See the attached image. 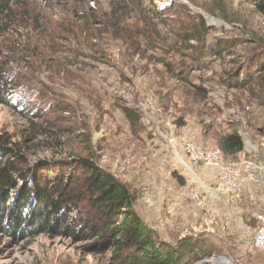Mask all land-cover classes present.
<instances>
[{"label":"rangeland","instance_id":"374dc122","mask_svg":"<svg viewBox=\"0 0 264 264\" xmlns=\"http://www.w3.org/2000/svg\"><path fill=\"white\" fill-rule=\"evenodd\" d=\"M16 3L21 26L7 34L3 53L18 74L16 91L37 90L44 97L24 108L0 106V132L34 164L96 160L132 191L136 211L160 239L181 250V264H264V250L250 245L237 253L221 230L198 232L188 212L183 227L163 219L176 217L175 197L182 193L192 211L194 191L221 188L216 173L206 176L214 170L180 151L185 142L216 148L222 135L237 130L245 159L264 167V104L251 92L261 86L255 81L229 88L223 81L242 66L245 71L244 61L261 50L264 0ZM202 25L204 43H184L186 31ZM219 41L234 47L211 55ZM200 52L203 68L193 67L183 78L167 67L181 65L180 59L194 65ZM127 112L139 121L133 124ZM16 231L0 233V264H110L109 253L88 251L86 241Z\"/></svg>","mask_w":264,"mask_h":264},{"label":"trees","instance_id":"16d2710c","mask_svg":"<svg viewBox=\"0 0 264 264\" xmlns=\"http://www.w3.org/2000/svg\"><path fill=\"white\" fill-rule=\"evenodd\" d=\"M16 5V0H0V106L24 108L44 96L37 90L16 91L18 74L10 68V57L3 53L5 37L21 26ZM206 31L203 25L194 28L193 34L186 31L184 43H204ZM233 47V42L219 41L209 53L221 56ZM192 58L194 65L180 59L181 65L167 67L183 78L191 68L204 66L201 52ZM245 63L246 70L242 71V66L235 73H227L224 84L242 89L256 81L261 90L251 92L264 104V43L259 53L249 56ZM127 116L133 124L139 121L129 112ZM218 147L225 156L235 157L244 151L245 143L235 130L222 135ZM135 201L132 191L93 158L67 157L45 165L34 164L19 143L0 132V233L11 227L17 230L15 235L26 230L34 236L57 233L77 242L86 241L84 248L88 251L109 253L110 264H181V250L160 239L136 211Z\"/></svg>","mask_w":264,"mask_h":264},{"label":"crops","instance_id":"0c3cea01","mask_svg":"<svg viewBox=\"0 0 264 264\" xmlns=\"http://www.w3.org/2000/svg\"><path fill=\"white\" fill-rule=\"evenodd\" d=\"M227 159L239 164L244 171V180L238 194H232L222 188H218L216 191L210 190L209 193L205 190L203 191L204 195L200 194L203 205L197 207L195 204L197 209L193 208L194 210L187 211V198L182 193L180 197H175V206L178 207V212L175 211L173 216L176 217H163V219L168 226L174 220L179 221L180 227H183L185 223L182 221L186 219V212H188L190 220L193 217V222L197 224L195 228L198 229V232L210 234L216 233L215 230H221L223 236L221 239L236 248L237 253L243 254L250 245L253 246L252 241L256 230L254 227L258 225L255 216L264 207V167L248 162L245 159L244 151L235 157H227ZM212 172L206 175L210 174V179L215 174L214 171ZM169 209L171 210V207ZM214 223L218 228L211 227Z\"/></svg>","mask_w":264,"mask_h":264},{"label":"built area","instance_id":"2783aa9c","mask_svg":"<svg viewBox=\"0 0 264 264\" xmlns=\"http://www.w3.org/2000/svg\"><path fill=\"white\" fill-rule=\"evenodd\" d=\"M179 148L192 163L202 164L214 170L222 189L232 194H238L240 192L244 180V171L239 164L228 161L219 147L205 148L189 141L182 144ZM192 200L197 207L203 205L201 195L197 191L192 193ZM255 219L258 225L255 230L253 247L264 250V207L261 212L257 213Z\"/></svg>","mask_w":264,"mask_h":264},{"label":"water","instance_id":"95a60500","mask_svg":"<svg viewBox=\"0 0 264 264\" xmlns=\"http://www.w3.org/2000/svg\"><path fill=\"white\" fill-rule=\"evenodd\" d=\"M208 262H205V263H203V264H207ZM229 264H231V263H229Z\"/></svg>","mask_w":264,"mask_h":264}]
</instances>
